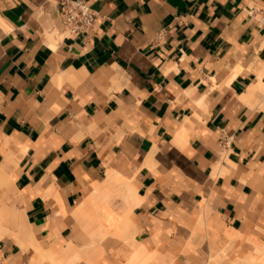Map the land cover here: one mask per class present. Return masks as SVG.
I'll list each match as a JSON object with an SVG mask.
<instances>
[{
  "label": "crops",
  "instance_id": "1",
  "mask_svg": "<svg viewBox=\"0 0 264 264\" xmlns=\"http://www.w3.org/2000/svg\"><path fill=\"white\" fill-rule=\"evenodd\" d=\"M62 1L0 0V264L90 242L73 212L112 168L137 191L136 243L263 261L264 0H89L76 36ZM114 237L93 264H120Z\"/></svg>",
  "mask_w": 264,
  "mask_h": 264
},
{
  "label": "bare ground",
  "instance_id": "2",
  "mask_svg": "<svg viewBox=\"0 0 264 264\" xmlns=\"http://www.w3.org/2000/svg\"><path fill=\"white\" fill-rule=\"evenodd\" d=\"M57 32H55V34ZM53 33L54 32L51 34ZM152 150L150 153H152ZM90 182H92L91 179ZM117 195H120V202L123 203L125 208V212L122 217L119 216V212L117 213V206L113 203V200L115 196L117 197ZM137 197L136 188L128 177L117 169L112 168L109 171L108 177L102 183H93L89 188L85 189L84 202L79 205L76 211L73 212L75 219L80 221L87 230L91 241L86 243V245L82 248L77 247L73 243H68L58 251H45L43 253L44 257L41 256V258L43 257V260L50 259L53 264H79L83 261L87 264H93L104 252L102 242L109 236H115L129 241L133 247L128 264L164 263L166 259L163 256L158 254L156 251H149L144 245L136 243L133 239L134 226L131 214L134 207L138 204V200H136ZM63 213L65 214L64 209ZM120 231L121 233L127 231V236L126 234H124L125 236L121 235ZM37 248L41 249L40 247ZM259 253L260 255L263 254V261H257L252 257L238 261L241 262V264H263L264 247L259 249ZM221 256L219 254H214L213 258L219 262L222 259ZM38 259L40 258L38 257Z\"/></svg>",
  "mask_w": 264,
  "mask_h": 264
},
{
  "label": "built area",
  "instance_id": "3",
  "mask_svg": "<svg viewBox=\"0 0 264 264\" xmlns=\"http://www.w3.org/2000/svg\"><path fill=\"white\" fill-rule=\"evenodd\" d=\"M249 14L264 26V8L252 7ZM60 15L65 31L70 36L87 34L97 21V14L89 0H64L60 5ZM227 141L224 139L223 144Z\"/></svg>",
  "mask_w": 264,
  "mask_h": 264
},
{
  "label": "rangeland",
  "instance_id": "4",
  "mask_svg": "<svg viewBox=\"0 0 264 264\" xmlns=\"http://www.w3.org/2000/svg\"><path fill=\"white\" fill-rule=\"evenodd\" d=\"M116 194H118V193H116ZM119 197H120V195L119 196L117 195V197L115 196V198L113 200L114 201L113 203L115 204V206H117V207L119 206L118 208L116 207L117 213L119 212V216L122 217L123 216V213L125 212V208H124L123 203L120 202L121 201L120 200L121 198L119 199ZM7 201H11V199L9 197H7ZM120 234L123 235V236H125L124 234H126V236H127V231H124V233H121V231H120ZM110 237H113V236H110ZM111 244L113 246H115L116 249L113 250V251L110 250V249H108L106 252H109L110 255L113 256V259H114L115 263L116 262H120V264H128V261H129L130 256H131V246L129 245V241L123 239V240H120V241H117V242H115V241L114 242H111ZM189 249H190V251H194L195 244L192 243L190 245ZM166 259L167 260H165V262L164 263H161V264H175L174 263V259L171 260L170 257H167Z\"/></svg>",
  "mask_w": 264,
  "mask_h": 264
}]
</instances>
